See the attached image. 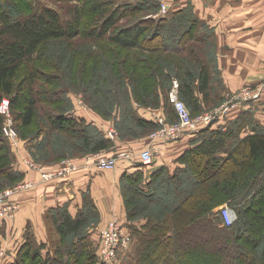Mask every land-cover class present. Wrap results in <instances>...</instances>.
<instances>
[{
    "label": "trees",
    "instance_id": "obj_1",
    "mask_svg": "<svg viewBox=\"0 0 264 264\" xmlns=\"http://www.w3.org/2000/svg\"><path fill=\"white\" fill-rule=\"evenodd\" d=\"M67 1L70 3L68 12L71 14V19L68 22L52 8L44 7L42 10H34L32 7L30 8L29 3L26 4L24 1L26 5L22 7L9 2V4L6 3L7 8L0 9V138L1 135L3 136V125L5 122V115L1 112V105L4 100L9 101L11 108L17 104L18 97L16 94L21 88L18 79L23 67L25 65L28 68L31 67L38 51L50 41L74 38L80 35L83 18L86 15H90L93 19L92 22H99L100 25L91 27L85 33L89 38L97 41L105 39L112 46L108 47V50H110V52L108 51L109 59L104 64L109 65L111 67L110 70L115 69L114 73L119 76V79L128 75V79L137 85L138 82L136 80L140 78L138 77L140 75H143L148 80L149 78L161 76L168 82L176 77L181 98L188 104H192L194 108H199L197 107L199 99L196 97V91L208 98L211 89V79L208 65L206 63L203 64V60L201 61L204 51L202 52L196 44L185 45L183 40L189 37L198 43H202L207 37L212 38V35L205 31L204 26L201 25V22L191 9L176 11L171 17L167 16L158 19L151 17L146 22L138 21L119 26L120 22L130 17V15L144 10L145 4H147L144 2L147 0H140V2L135 4L131 1L121 0ZM118 1H121V4ZM8 8L11 13L6 10ZM184 17L189 22L185 21L184 23L182 21ZM180 29L182 30L180 31ZM168 31L170 32V37H167ZM174 36L177 38L174 39ZM162 37H166L164 38L165 40L168 38L176 40L177 46L166 47L168 44L165 43ZM154 39L157 40V46L152 44ZM122 51L129 52L125 58H122ZM139 51H143L144 55L139 53ZM145 51L151 55L146 56ZM161 51L164 53L159 55L158 53ZM132 52L135 54L133 55ZM38 58L40 59V56ZM197 65L202 67L199 73L196 70ZM132 66L133 68L130 69ZM143 68L148 69V71L141 73ZM39 70L40 68L36 67L29 74L28 97L24 99L22 109H19V112L15 114L22 127L32 126L38 119L34 82L39 77ZM145 85V93L136 92L139 95L136 101L144 106L154 107L159 101V99H156L157 83L152 80ZM122 87L124 88L123 82ZM148 99L151 100L149 101ZM168 101L172 106L174 113L172 116L175 121L178 119L177 114L170 99ZM52 112V110L51 112H46L48 113V118H46L49 122L44 120L43 124L45 125L41 127L47 129L53 127L56 130H62L64 126L72 125L73 128L80 130L71 129L75 133L71 131L69 133L72 138L70 143L66 145L68 146L67 150L79 149L84 154L91 155L108 151L114 147L110 139L101 131H94L85 120H77L72 117V114L58 115ZM171 117L169 116L168 118L171 119ZM135 120L138 127L142 129L143 135H149L157 128L155 120H148L138 116L135 117ZM219 120L222 121L224 119L221 118ZM219 120L216 122H219ZM216 122L196 133L198 134V145L191 148L179 160V163L184 164V167L177 168L173 173H169V170L163 168L147 178L145 177L144 166L137 163L135 165L137 171L134 173L126 172L121 177V193L128 211L127 220L132 223L139 217H149L156 223L155 212L158 211V208L154 205L155 203L157 206L170 210V216H163L158 222L159 226H163V221L171 225L173 235H168V240L176 241L179 238L182 239V234L186 235L190 232L187 231L188 227L192 226L190 228L192 232L195 228L197 229L196 224L205 223L211 225L217 232L216 237L208 239L207 244L217 240L221 241L220 243L222 244L225 242L231 244V236L237 237V230L240 227H226L219 222V212L212 210L219 205L216 197L215 204L210 205L208 208H206V202H201L199 199L198 210H195L191 207L187 208L185 202L181 201V199H179L180 203L176 202L175 199L177 198L172 194L174 191L169 192L172 181L178 179L179 185L185 186L187 181L202 172H206L203 175V180L206 179L209 191L211 189L223 191L225 197L230 199L232 195L236 194L237 188H239V193L233 198H239L240 202H245L246 199L250 198V202H246L247 207L243 209L244 211L239 210V212L241 217H244L245 213L244 226L251 225L254 222L258 227L252 243L247 248L249 251L244 247L243 252L247 254L245 256L247 261H244V263L257 264L254 255L259 250L261 242V238L257 236L264 231V135L255 134L241 137L244 122L240 120L235 122L225 121V125L215 128ZM81 124L85 127H82ZM143 131L145 132L143 133ZM43 141L44 139L40 143ZM65 150L62 153H66ZM7 154L0 158V178L6 177L8 180H12L15 175L12 173L8 175L2 172L8 168L10 161ZM208 160H212L213 163L208 162ZM248 169L255 174L250 183L252 191L256 192L259 188L261 189L258 203L257 200L253 202L252 197L248 196L246 198L241 191V177L247 173ZM259 174V178L255 179V176ZM197 184L191 183L190 188L185 191L184 195H186L187 199L194 195L196 192L195 188H198ZM256 186H259V188ZM162 190L166 193L161 194ZM212 197L214 196H211L210 199ZM139 209L140 212L138 213ZM48 214L51 228L54 230V235H57L58 238V246L54 247L52 251L47 250L48 256L44 257L45 259L42 261L39 256H42V249L46 247L47 242L27 241L24 244L22 255L18 260H14L10 264H74V261L81 257L86 258L87 262L91 261L92 249L90 246L92 243L91 232H89L90 226H88L89 217L99 215V210L93 199L89 195H85L83 207L75 217L65 207L53 209ZM183 239H186V237ZM33 245L37 246V249H34ZM154 245L155 243H151V237L149 238L147 235V239L140 250L141 258L138 259L137 264H153L148 259L147 251L150 248L153 249ZM185 245H190V242L186 241ZM42 246L44 248L40 249ZM155 246L157 247L158 245ZM229 248V246H219V250L222 253L227 252ZM151 249L149 256L151 255ZM259 252V257L264 255V250ZM251 256H253L252 259ZM164 258L161 264H170L173 261L171 255H164ZM174 258V261L177 260L176 256ZM180 261L184 260L180 258ZM241 264H243V261ZM260 264H264V261Z\"/></svg>",
    "mask_w": 264,
    "mask_h": 264
},
{
    "label": "rangeland",
    "instance_id": "obj_2",
    "mask_svg": "<svg viewBox=\"0 0 264 264\" xmlns=\"http://www.w3.org/2000/svg\"><path fill=\"white\" fill-rule=\"evenodd\" d=\"M23 1L26 4L29 3L30 8L32 7L34 10H42L44 7H49L58 12L63 19H66V22L71 19V14L68 12L70 3L67 0H0V9L7 8L6 3L9 4V2L22 7L23 5H26ZM121 1H131L133 4L140 2V0ZM121 1L118 2L121 4ZM144 3H147L145 4L144 10L134 13V15H130V17L121 21L119 26H124L138 21L146 22V20L151 19V17L157 19L161 18V6L157 0H147ZM6 10L10 12L9 8ZM175 12L176 11L172 8L164 17H171L175 14ZM186 19L187 18L184 17L182 21L185 23V21H187ZM92 21V17L90 15H86L83 18L80 35L74 38H64L50 41L47 45L42 47L40 51H38L35 56L36 59L33 64H31V67L28 68L26 65L23 67L21 75L18 79V82L21 84V88L16 94L18 97L17 104L12 108L8 106L6 111L7 115H5V123L9 124L14 132L12 136L13 138H9L5 136V134H3V136L1 135L0 138V158L4 157V155L6 156V153H8L7 156L10 160L8 168L4 169L2 172L8 175H10L9 173H12L15 177L12 180H8L6 177L0 178V193L3 192V190L17 187L20 184L41 182L42 176L45 173H48V171L59 169L65 162L72 161L82 163L88 156H90V154H84L82 150L79 149L67 150L68 146L66 145L70 143L72 138L69 134L70 131L75 133V131H80L79 129L73 128L72 125L64 126L62 130H56V128L53 127L51 129L41 127L45 125L43 124L44 120L49 122L47 119L48 113H46L48 111L51 112L52 110L54 112H52L53 114L58 115H73V113L79 112L83 115L88 114L91 118H93L90 122L83 117L76 119L85 120L90 124L94 131H101L113 142V146H117L108 151L96 153L103 157H113L117 155L114 153L117 151H130L138 157L140 153L139 151L143 148L145 149V147L149 145V136L151 134H144L145 136L142 134V129L138 127L135 120V117L137 116L145 118L147 114L153 116L156 115L157 120L159 118H164L166 123L171 127L178 122V119L175 121L173 120L174 117L172 115L174 113L172 111V106L168 101L170 92L173 88L172 85L175 81H177V78H172L170 82L161 76L149 78V80H153L157 83L156 99H159L158 104L154 107L144 106L141 103L139 104L136 101L139 96L136 92L145 93V84L151 81L146 79L143 75H140L138 76L140 78L136 80L138 83L135 85L128 79V75L119 79V76L114 73L115 69L110 70L111 67L104 64L106 60L109 59L108 51L110 52V50H108V47L112 46L105 39L97 41L89 38L85 31L91 27H97L100 25L99 22L94 23ZM181 30L182 29H180V31ZM169 34L170 32L168 31L167 37H170ZM162 38L164 39L166 37ZM173 38L176 39L177 37L174 36ZM183 42H185V45L187 46H190L191 44L198 45L202 52L204 51L202 53L203 55L201 57V61L203 60V64L206 63L209 68L211 89L209 91L208 98H205L203 94L196 91V97L199 99V104L197 106L199 107L198 109L194 108L192 104H188L179 94L180 99L186 104L191 117L193 119H197L201 115L215 112L216 109H219L226 101L229 100L230 96L228 95H233L237 92V90L227 93L220 101L215 98V86L218 84L215 80V35L212 38L207 37V39H205L202 43H198L189 37H186ZM165 43L168 44L166 46L168 48L177 46L176 40H173L172 38L166 39ZM152 44L157 46V40L154 39ZM146 51V56L151 55ZM122 52V58H125L129 53L128 51ZM139 53L144 55L143 51H139ZM162 53L164 52L161 51L158 54L160 55ZM132 54L134 55L135 53L132 52ZM39 56L40 59L38 58ZM133 66L130 67V69H132ZM36 67L40 68L39 77L34 82V91L36 93L39 115L38 119L32 126L22 127L15 114L19 112V109H22L24 99L28 97V76ZM196 70L197 73H199L201 72L200 70H202V67L197 65ZM147 71L148 69L146 70L143 68L141 73ZM122 82L124 84V88L122 87ZM148 93L151 94L150 92ZM151 99L148 100L150 101ZM168 115L170 117L172 116L171 119L168 118ZM226 118L227 115H225L222 119L226 121ZM40 121L42 122L40 123ZM83 124L86 125L84 122ZM83 124H81L82 127H85ZM71 129H74L75 131ZM158 129L159 126L157 123L156 130L158 131ZM144 132L145 131H143V133ZM147 138L149 140L148 145L141 147L143 145L142 143H144ZM42 139H44V141L40 143ZM64 150L66 153H62ZM208 162L213 163L212 160H208ZM29 163H33L39 169L32 168ZM132 165H137V161ZM114 171L116 173L117 169ZM32 172L36 177H34L35 179L29 177V173ZM205 173L206 172H202L201 174L193 177V179H190V181L185 183V186L179 185L178 179L176 181H172L170 183L171 189L169 192L171 193L174 191L172 194L175 198H177L175 201L180 203L183 200L187 208L191 207L198 210L197 205H199V199L201 202H206V208H208L210 205L215 204V197L217 198L216 200L219 201V205L213 209L211 208L213 211H218L222 207H228L231 210L232 219L234 221L231 226L240 227L237 230V237L233 235L231 236V244H227V242L222 244L220 243L221 241L218 240L207 244L208 239L216 237L215 235L217 232L211 225L205 223H201V225L199 223L196 224L197 229L195 228L192 232L190 230L192 226L190 228L188 227L187 231L190 232L186 235L184 234L185 236L182 234V239L179 238L180 240H168V235H173L171 232V225L163 221V226H159L158 222H160L159 220L162 219L163 216H170V210L168 208L157 206V204L154 203V205L158 208V211L155 212L156 223L149 217H139L136 221L124 227L126 239L119 247H117L115 257L110 259L111 261L109 263H104L101 255L100 232L98 239H91V261L87 262L86 258L81 257L75 260L74 264H137L138 259L141 258L140 250L147 239V235L149 238L151 237V243L158 245L157 247L154 245L153 249L150 248L152 250L150 256V249L147 251L148 259H150L149 261H152L153 264H161L165 259L164 255H171L173 257V261H171L170 264H241L242 261L243 264H245L244 261H247L245 257L247 254L243 252L244 247H246V250L249 251L247 248L250 246L249 244L252 243L255 231L258 227V225H256V223L254 224V222L251 223V225H248L249 227L244 226L246 217L245 213L244 217H241V213L239 212V210L244 211L243 209L247 207L246 202L249 203L250 198L246 199L245 202H240L238 200L239 198H233V196H236V194L239 193V188H237L236 194L232 195V198L230 199L225 197V193L223 191H218L217 189H211L209 191L208 184L205 181L206 179L203 180V175ZM145 175V177H149L148 173H145ZM254 175L255 174L248 169L247 173L241 177V191L245 194L246 198H248V196L252 197L253 202L254 200H257L258 203V200H260L259 192H261V189L259 186H256L259 189L256 192L252 191L250 184ZM259 176L260 174L255 176V179L259 178ZM191 183H198V188H195L196 192L194 195L187 199L184 193L188 188H190ZM160 187L162 188V186ZM32 189L34 188L28 189L25 192H31ZM160 193L163 194L166 192L162 190ZM211 196L214 197L210 199ZM179 199H181L180 202ZM137 212L139 213L140 209ZM18 213L12 219H3L0 216V264H10L14 260H18L23 253L24 244L27 241H38L35 232L30 225L27 226L26 232H24L21 237L22 232L18 228ZM127 215L128 211L126 209V217ZM89 218L90 221L88 226H90L89 232H91L100 223L101 216L100 214L98 216L92 215ZM140 221L145 222V225L140 224L138 226ZM239 222L240 224H238ZM8 224L9 226L12 225V231L9 226L7 228ZM108 224L105 227H107ZM47 227V245L45 248L43 246L40 248H44L42 249V256H39L42 261L45 259L44 257L48 256V253L46 252L47 250L52 251L54 247L58 246V238L57 235H54V230L50 226V221H48ZM13 228L16 230L13 231ZM234 231L236 230L234 229ZM184 237H186V239H183ZM257 237L261 238V242L259 250L255 252L254 257L257 264H260L264 261V255L259 257V251L264 250V231H262ZM161 241L163 242L160 243ZM186 241H189L190 245H185ZM219 246H229L230 248L227 252L222 253L219 250ZM33 248L37 249V246L33 245ZM174 255L177 258L175 261ZM180 258L184 261H180ZM252 258L253 256H251V259Z\"/></svg>",
    "mask_w": 264,
    "mask_h": 264
},
{
    "label": "crops",
    "instance_id": "obj_3",
    "mask_svg": "<svg viewBox=\"0 0 264 264\" xmlns=\"http://www.w3.org/2000/svg\"><path fill=\"white\" fill-rule=\"evenodd\" d=\"M172 8L174 11L191 9L205 31L212 37L215 35V80L218 83L215 86V98L217 100L220 101L229 92L238 91L245 86H255L263 81L264 0H176ZM72 117H83L88 122L93 119L88 114L83 115L79 112L73 113ZM145 118L156 120V115L147 114ZM236 120L244 122L241 137L264 135V97L258 102L233 107L226 121ZM223 125L225 121L219 120L215 123V128ZM197 139L198 134L187 135L177 141L157 143L158 154L152 165L144 167L145 173L150 176L163 168L173 173L177 168L184 167L179 160L191 148L198 145ZM148 143L147 138L141 147ZM115 147L117 146L112 148ZM117 152L114 153L118 154L122 151ZM135 170H137L135 166L121 161L116 173L83 166L80 171L67 179H57L49 183L37 182L31 192H25L17 197L20 204L17 220L18 228L22 232L21 237L30 225L35 232L37 242L46 243L47 224L50 221L48 212L65 207L75 217L83 207L85 195L93 199L101 216L100 223L91 231V239H98L102 229L113 219H119L125 227L130 225L126 217L120 182L126 172L134 173ZM29 177L34 178V173H29ZM144 223L140 221L138 226L145 225ZM8 226L9 224L7 228ZM9 228L12 231V225Z\"/></svg>",
    "mask_w": 264,
    "mask_h": 264
},
{
    "label": "built area",
    "instance_id": "obj_4",
    "mask_svg": "<svg viewBox=\"0 0 264 264\" xmlns=\"http://www.w3.org/2000/svg\"><path fill=\"white\" fill-rule=\"evenodd\" d=\"M160 4V15L164 17L171 9L176 0H157ZM160 17V16H159ZM230 96L219 109L215 112L204 114L197 119H193L186 107V104L179 97V84L174 82L173 88L170 92L169 99L172 103L178 117V122L172 127L166 123L165 119L159 118L158 131H154L149 136L150 144L142 150L138 157L133 152H120L113 157H103L100 154H91L87 157L83 164L77 162H65L59 169L48 171L42 176L41 183H49L57 179H67L72 174L77 173L83 166H90L101 171H114L118 168L121 161L128 162L132 165L137 163L148 167L153 164L155 156L158 154L157 143H167L177 141L187 135L198 133L201 129L207 128L212 123L228 115L231 109L240 104L251 102H258L264 97V79L255 86H245ZM9 101L4 100L1 105V112L6 114ZM6 120V116H5ZM3 134L9 138H13V130L9 124L4 122ZM155 143V145H154ZM139 158V159H138ZM29 165L34 169H39L33 163ZM135 166V165H132ZM38 183L30 182L20 184L4 190L0 193V216L3 219H12L19 211L20 204L17 197L22 195L28 189L34 188ZM219 216L222 218L224 226H231L233 224L231 210L228 207H222L218 210ZM124 224L119 219H113L109 222L100 234L101 237V255L104 263H109L115 257L117 247L126 239ZM128 240V239H127ZM125 243V242H124ZM117 256V255H116Z\"/></svg>",
    "mask_w": 264,
    "mask_h": 264
},
{
    "label": "water",
    "instance_id": "obj_5",
    "mask_svg": "<svg viewBox=\"0 0 264 264\" xmlns=\"http://www.w3.org/2000/svg\"><path fill=\"white\" fill-rule=\"evenodd\" d=\"M219 222H221V223H222V218H221V217H219Z\"/></svg>",
    "mask_w": 264,
    "mask_h": 264
}]
</instances>
